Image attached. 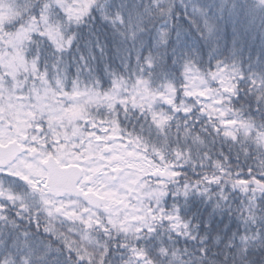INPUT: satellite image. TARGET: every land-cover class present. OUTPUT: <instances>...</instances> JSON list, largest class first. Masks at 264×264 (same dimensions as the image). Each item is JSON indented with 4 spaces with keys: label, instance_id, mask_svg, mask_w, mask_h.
<instances>
[{
    "label": "snow or ice",
    "instance_id": "6c2138e0",
    "mask_svg": "<svg viewBox=\"0 0 264 264\" xmlns=\"http://www.w3.org/2000/svg\"><path fill=\"white\" fill-rule=\"evenodd\" d=\"M94 13L121 41L137 42L146 30L144 22L168 17L172 5L155 0L133 14L116 0H0V178L22 181L30 190L20 196L0 186V222L13 225L7 239L0 236V264H48L47 242L27 231L21 237L18 220L24 218L74 254L73 264H109L113 238L122 240L117 248L127 254L121 264H188L187 258L194 257L187 249L162 247L164 259L158 260L140 247L160 226L197 240L179 208L166 206L173 194L200 192L215 197L222 209L239 192L244 195L243 207L237 209L241 219L264 223V120L250 118L233 104L244 78L241 70L222 62L214 70H202L188 59L181 84L153 88L145 77L157 57H133L127 51L120 56L126 71L104 61L110 81L105 89L89 63L97 53L104 60L103 41L95 33L85 39L71 30L95 19ZM192 22L203 35L211 34L210 24L200 28ZM168 37L167 30L160 33L162 42ZM40 42L56 56L55 78L33 55ZM81 43L95 51L80 55L71 78L62 57L73 45L79 51ZM11 57L19 60L16 72L7 66ZM252 85L258 111H264V80ZM45 101L50 107H43ZM13 104L22 109L23 126L9 116ZM74 108L80 116L70 124L67 113ZM133 111L143 121L139 130L124 126ZM217 140L228 145L227 152L216 149ZM233 152L245 167L231 162ZM128 153L151 162L135 191L127 165L139 161ZM248 161L254 166H247ZM185 166L193 168L195 179L181 171ZM10 208L16 210L13 218ZM208 252L205 247L201 255L208 257Z\"/></svg>",
    "mask_w": 264,
    "mask_h": 264
},
{
    "label": "trees",
    "instance_id": "16d2710c",
    "mask_svg": "<svg viewBox=\"0 0 264 264\" xmlns=\"http://www.w3.org/2000/svg\"><path fill=\"white\" fill-rule=\"evenodd\" d=\"M254 1L258 2V0H221L219 3L217 0H169L172 13L168 17H155L150 22L145 21L146 30L139 34L137 42L121 41L112 32L110 25L102 20L99 13H94L95 19L86 20L82 25H72L71 30L85 39L91 33H95L103 41L106 49L104 60H101L97 53V59L95 61L89 59V63L93 65L95 75L101 80L105 89L110 81L105 74L104 61L113 68L126 71V68L120 64V56L127 51H131L133 57L146 58L149 55L157 57L155 66L145 77L150 80L153 88H160L169 82L174 85L181 84L184 79V64L188 59H193L202 70H213L217 63L222 62L235 65L244 77L239 81V94L233 99V104L237 108L246 110V113L252 117L264 120V111H258L260 106L252 85L253 80L257 81V87L259 82L264 80V5L258 7ZM116 2L123 3L135 14L137 10L143 12L155 0H116ZM194 7L204 10V21L192 15L190 9ZM235 10H240L241 14ZM192 21H197L200 28H203L205 23L210 24L211 34L203 35ZM164 30L169 33L167 42L160 40V33ZM90 50L95 51L94 48L89 49L81 43L79 51L76 50V45H73L72 50L64 53L62 59L69 65L67 72L71 74V78L76 75L75 63L80 55L89 56ZM32 51L34 57L38 58L39 65L55 78L53 65L56 56L53 55L52 48L46 42H40ZM136 63L133 59L131 65L133 71L136 69ZM81 78L84 79L83 76ZM121 119L124 117L122 116ZM142 123L135 111L124 120V126L129 127L130 130L133 127L139 130ZM145 132L155 140L147 130ZM215 147L225 152L228 149V145H221L219 140L215 142ZM132 157H136V154L133 153ZM138 161L134 167L140 171L139 184L149 174L151 162H145L143 159ZM231 162L241 167L246 166L243 160L236 159L234 152ZM247 166L254 165L252 161H248ZM181 171L192 176L193 179L196 178L193 168L185 166ZM0 185L6 188L11 186L13 190L24 196L30 195L27 185L20 184L18 180L0 178ZM210 191L214 192L216 188L213 187ZM165 204L170 209L173 205L179 208L180 215L194 226L197 240L174 236L168 231L167 226H160L156 233L140 241V247L145 248L150 256L163 260L164 257L159 253V249L175 246L192 253L194 258H187L188 264H203L205 259L208 264H264V223L248 224L241 219L237 209L242 208L244 204L242 193L234 191L228 206L222 209L216 207L215 197L210 200L200 192H193L187 197L173 194L166 199ZM15 211L10 208V218L14 217ZM18 225L21 229V237L24 231H27L37 240L47 242L48 264H73L74 254H69L60 241L44 233L42 228L38 229L34 222L28 223L24 218L18 220ZM12 227L11 224L0 222V236L7 239V229ZM242 236H250L254 239L242 240ZM119 243H122L120 238H113L109 264H121L127 255H121L124 250L117 248ZM205 247L209 250L208 257L201 255V250ZM2 251L3 249H0V252Z\"/></svg>",
    "mask_w": 264,
    "mask_h": 264
},
{
    "label": "rangeland",
    "instance_id": "374dc122",
    "mask_svg": "<svg viewBox=\"0 0 264 264\" xmlns=\"http://www.w3.org/2000/svg\"><path fill=\"white\" fill-rule=\"evenodd\" d=\"M219 1L221 0H217V2L219 3ZM254 4H256L258 7H261L263 6L264 4H261L260 0L257 1H254ZM193 13L192 15L200 20H203L204 21V16H205V12L204 10H200L197 9L196 7L194 8H191L190 9ZM235 12L241 14V11L240 10H235ZM234 12V14H235ZM201 13H203V15H201ZM264 14V13H263ZM236 18V16H235ZM206 20V18H205ZM19 63V60L18 58L16 57H11L8 62H7V66L9 67V69L13 72H16L18 71V68H17V65ZM230 66H233L235 67V65H230ZM214 68V67H213ZM214 70V69H213ZM51 102H53L52 104L55 103L54 100H52ZM43 107L45 108H48L50 107V104L49 102L45 101L43 103ZM9 116L11 117V119H13L16 124L18 126H23L25 124V120H24V114L22 112V109L20 107V105L18 104H13V105H10L9 107ZM67 116L69 117V123L71 124L72 122H74L76 119L79 118L80 116V110L78 108H74L73 110H70L68 113H67ZM128 157H132L133 156V153H128L127 154ZM134 159H137V160H142L140 158H137V157H133ZM136 165V162L135 163H130L127 165L128 169L130 170V174L134 176V179L131 181V184H132V191H135V185H138V178H139V173L140 171L135 169V166ZM136 170V171H135ZM20 184H24L22 181H19ZM0 186H3V185H0ZM6 190H9V191H12L14 192L15 194L17 195H20V196H24V194H21L19 192H16L15 190H13V188L10 186V188H6L5 186H3ZM105 199V197H103ZM108 199H111L110 197Z\"/></svg>",
    "mask_w": 264,
    "mask_h": 264
},
{
    "label": "clouds",
    "instance_id": "9594fccd",
    "mask_svg": "<svg viewBox=\"0 0 264 264\" xmlns=\"http://www.w3.org/2000/svg\"><path fill=\"white\" fill-rule=\"evenodd\" d=\"M245 112H246V110H245ZM248 116H249L250 118L252 117L250 114H248ZM254 119H255L256 121H262L259 117H254Z\"/></svg>",
    "mask_w": 264,
    "mask_h": 264
},
{
    "label": "water",
    "instance_id": "95a60500",
    "mask_svg": "<svg viewBox=\"0 0 264 264\" xmlns=\"http://www.w3.org/2000/svg\"><path fill=\"white\" fill-rule=\"evenodd\" d=\"M97 199H99V200H103L101 197H99V196H97Z\"/></svg>",
    "mask_w": 264,
    "mask_h": 264
}]
</instances>
